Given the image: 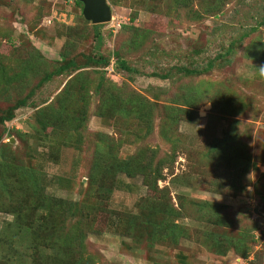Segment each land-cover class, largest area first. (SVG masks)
I'll return each instance as SVG.
<instances>
[{
	"label": "rangeland",
	"instance_id": "rangeland-1",
	"mask_svg": "<svg viewBox=\"0 0 264 264\" xmlns=\"http://www.w3.org/2000/svg\"><path fill=\"white\" fill-rule=\"evenodd\" d=\"M106 1L110 5L111 18L98 25L99 40L92 32V24L81 17V8L74 4V0L0 1V24L13 29L12 43L0 39L2 61L14 69L18 67V60L26 58L35 60L37 57L40 64L35 75L28 73V81L22 83V90L18 84L16 87L19 90L12 89L11 99L0 95L2 111L13 103L18 94L24 95L29 90L32 93L27 105L15 109L13 117L3 124L6 130L0 143L10 142L12 138L10 143L13 146L25 143L31 150L36 148L33 151L36 157L32 164L40 170L46 194L81 202L84 206L97 204L93 219V228L96 231L87 233L84 240V255L95 258V264H264V159L259 144L264 137V61L248 54L250 44L257 38L259 43H264V23L259 24L264 18V0H223L217 13L203 15L198 20L187 19L181 12L178 17L169 16L165 10L171 0H118V4ZM196 6L197 2L193 4V7ZM38 13H41V17L36 18L38 23L28 31L29 22L35 20V14ZM130 16L134 17L133 21H129ZM132 26L149 31L142 37V43L151 50L152 55L142 48L132 52L126 48L127 40L133 35ZM255 26L256 30L238 40L242 32ZM26 40L30 51L31 48H37L40 55L31 51L28 56ZM230 41H234V45L232 52L225 57L226 60H215V64L221 65L213 66L206 74L190 78L194 81L200 78L226 80L225 83L242 98L245 109L237 119L241 123L242 132L249 135V152L251 159L255 161V169L250 167L247 170L246 177L249 182L245 191L233 195L227 190L205 183L194 187L182 183L171 184L170 178L173 175L183 178L184 174L190 173L192 180L196 177V170L187 163L185 154L180 151L177 152L172 173L164 168L162 178L157 180L156 185L158 189L167 188L173 203L176 202V194H183L196 200L226 204L228 207L224 209L225 213L233 221L232 225L224 227L228 235L236 233L239 226L254 223L255 227L249 233L241 231L251 239V249L245 257L232 250L219 255L184 238L176 243L168 240L151 243L146 235L142 238L139 236L137 241L124 235L122 222L118 220L135 214L140 199H156L164 195L161 191H150L142 183L140 174L134 177L120 174L116 177L118 182L115 187L94 186L89 190L85 175L91 159L94 133L103 132L115 139L125 136L120 132L116 133L111 125L104 123L93 113L98 100L94 94L91 96L84 137L80 145L77 148L68 144L60 146L56 162H48L43 156L39 157L44 148L33 135V125L38 126L36 112L49 104L78 70L87 71L96 80L102 72L103 78L112 83L124 85L127 89L155 100L157 94H162L163 91L176 90L179 83L175 66H202L206 60L223 52ZM261 47L264 49V44ZM122 48L126 52L122 56L137 73L130 74L115 68L111 52H121ZM196 49L199 50L198 54L193 52ZM61 50H65L67 56H72L77 63L83 62L85 56L97 55L107 56L109 63L107 66L90 65L70 73L51 76L49 80L38 85L37 82L43 74L42 69L46 72L53 70L57 65L54 61L59 60L58 52ZM39 56L45 58V62L39 60ZM94 70L98 73L95 74ZM168 70L172 72V78L159 79L148 75L152 71L161 73ZM209 109L210 104L204 103L196 111L197 121L190 123L180 120L177 123V131L184 145L192 149V153L203 149L213 136L220 137L229 125L226 117H220ZM153 124V131L141 142L138 137L136 140L134 136L129 138L130 135L127 134L129 142H123L118 147L119 157L131 155L141 144L167 151V145L158 136L157 121ZM48 130L43 131L44 134ZM130 130L138 135L142 133L135 126ZM16 132L23 136V141L17 137ZM27 134L30 136L27 137ZM59 136L61 139L62 136ZM241 137L243 138V134ZM11 219L10 213L0 211V230L4 222ZM177 222L199 229L203 227L201 223L190 218H181Z\"/></svg>",
	"mask_w": 264,
	"mask_h": 264
},
{
	"label": "trees",
	"instance_id": "trees-1",
	"mask_svg": "<svg viewBox=\"0 0 264 264\" xmlns=\"http://www.w3.org/2000/svg\"><path fill=\"white\" fill-rule=\"evenodd\" d=\"M108 1L112 4L120 2ZM222 1L171 0L165 11L170 14L169 16L178 17L181 12L187 19L198 20L203 15L217 13ZM195 2L197 6L193 7ZM74 4L82 8L78 0H74ZM40 17L41 13L35 14V20L29 22L28 31L32 30V26L39 21L36 18ZM133 19V16L129 17V21ZM263 23L264 18L259 21L260 25ZM98 25H91L97 40ZM255 28L256 26L242 32L238 40L249 35L256 30ZM131 29L133 35L127 40L126 48L130 52L142 48L147 54L152 55L151 50L142 43V37L149 31L139 30L137 27ZM12 31L11 27L0 24V39L12 43ZM25 43L27 45L25 49L29 51L28 56L31 51L40 55L37 48H31L30 51L28 41ZM263 44L259 43L257 38L250 44L248 54L263 62L264 49L261 47ZM233 45L234 41H230L223 52L206 60L202 66L191 64L175 66L179 83L176 90L163 91L162 94H157L155 100L127 89L124 85L112 83L103 78L102 72L96 80L87 71L78 70L90 65L107 66L109 63L107 56H85L83 62L77 63L72 56H67L65 50L59 51V60L54 61L57 65L48 72L42 69L43 74L37 84L41 85L51 76L78 71L66 81L49 104L36 112L39 128L33 125V135L44 148L39 157L43 156L48 162H56L60 146L68 144L77 148L80 145L84 137L91 96L94 94L98 100L93 113L104 123L111 125L116 133L120 132L125 136L115 139L103 132L94 133L91 159L85 175L89 190L94 186L115 187L118 182L116 177L120 174L127 177L140 174L142 183L150 191H161L164 195L156 199L146 197L140 199L135 214L118 220L122 222L124 235L132 241L146 235L151 243L166 240L176 243L184 238L219 255L232 250L245 257L251 249L249 243L251 239L241 231L249 233L255 227L254 223L239 226L236 233L228 235L224 227L232 225L233 221L225 213L224 209L228 207L226 204L196 200L183 194H176V202L173 203L168 196L167 188L158 189L156 185L157 180L162 178L164 168L172 173L173 163L177 152L180 151L185 154L187 163L196 170V177L192 180L191 174L186 172L184 173L187 175L184 174L183 178L173 175L170 178L171 184L182 183L194 187L205 183L227 190L233 195L245 191L249 182L246 173L250 167L255 169V161L251 159L249 152L250 142H247L249 135L242 132L241 123L237 119L245 109L242 98L225 83L226 80L200 78L194 81L190 78L206 74L213 66L221 65L215 64V60L225 61V57L232 52ZM123 49L121 52L117 50L111 52L115 68L130 74L137 73L122 56L126 53ZM193 52L198 54L199 50ZM40 59L45 62L42 56H39ZM17 63L18 67L14 69L2 61L0 56V95L6 98H10L12 89L22 90L24 86L22 83L28 81V73L35 75L40 67L37 57L35 60L32 58L18 60ZM93 72L98 73L96 70ZM148 75L159 79L172 78V72L169 70L161 73L152 71ZM17 84L19 89L16 87ZM31 94L30 90L24 95L18 94L11 105L0 110V140L6 130L3 124L13 117L15 109L27 105ZM204 103L210 104L209 111L226 117L229 125L222 131L220 137L213 136L203 149L192 153V149L184 145L177 131V123L180 120L190 123L197 121L196 111ZM154 121H157L158 136L167 145L168 150L163 152L158 147L150 148L141 144L131 155L119 157L118 147L123 142H129L126 135H130L129 138L134 136L136 140L138 137L141 142L153 131ZM133 126L142 133L140 135L132 133L130 129ZM46 129H49L48 133L44 134L43 131ZM16 133L23 141V136L19 132ZM59 135L62 136L61 139ZM29 136L30 134H27V137ZM259 144L264 159V137ZM33 151H36V148L31 150L25 143L15 146L10 142L0 143V211L12 215V219L4 222L0 230V264H95V258L84 255V240L87 233L96 231L93 228V219L97 204L84 206L81 202L46 194L40 170L32 164L36 157ZM181 218H190L201 223L203 227L199 229L177 222Z\"/></svg>",
	"mask_w": 264,
	"mask_h": 264
},
{
	"label": "water",
	"instance_id": "water-1",
	"mask_svg": "<svg viewBox=\"0 0 264 264\" xmlns=\"http://www.w3.org/2000/svg\"><path fill=\"white\" fill-rule=\"evenodd\" d=\"M82 4L81 15L91 24H100L110 20L111 9L106 0H78ZM12 141V138L9 140Z\"/></svg>",
	"mask_w": 264,
	"mask_h": 264
}]
</instances>
